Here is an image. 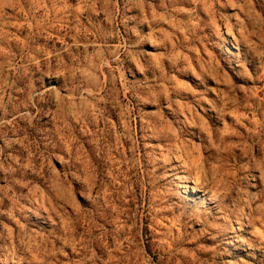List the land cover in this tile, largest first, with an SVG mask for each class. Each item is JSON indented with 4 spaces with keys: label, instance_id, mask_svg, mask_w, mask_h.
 Here are the masks:
<instances>
[{
    "label": "rangeland",
    "instance_id": "374dc122",
    "mask_svg": "<svg viewBox=\"0 0 264 264\" xmlns=\"http://www.w3.org/2000/svg\"><path fill=\"white\" fill-rule=\"evenodd\" d=\"M0 264H264V0H0Z\"/></svg>",
    "mask_w": 264,
    "mask_h": 264
}]
</instances>
